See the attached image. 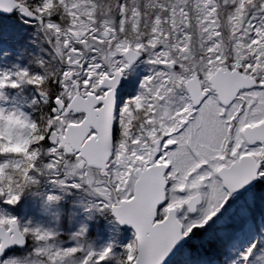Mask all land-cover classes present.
Masks as SVG:
<instances>
[{
	"label": "snow or ice",
	"instance_id": "6c2138e0",
	"mask_svg": "<svg viewBox=\"0 0 264 264\" xmlns=\"http://www.w3.org/2000/svg\"><path fill=\"white\" fill-rule=\"evenodd\" d=\"M8 40L0 264H264V0H0Z\"/></svg>",
	"mask_w": 264,
	"mask_h": 264
},
{
	"label": "rangeland",
	"instance_id": "374dc122",
	"mask_svg": "<svg viewBox=\"0 0 264 264\" xmlns=\"http://www.w3.org/2000/svg\"><path fill=\"white\" fill-rule=\"evenodd\" d=\"M13 50L8 44L4 43L3 45H0V53L2 52H8L10 53ZM15 95V93H14ZM33 94H30L28 97L29 99L31 98ZM20 98V96L18 97ZM17 98V99H18ZM34 213V209H28L27 214L32 215ZM93 235L96 236L99 239H104L107 236V232L105 231L104 227L102 225H96L93 228ZM132 235V230L131 229H120V239L122 241H127L128 239L131 238Z\"/></svg>",
	"mask_w": 264,
	"mask_h": 264
},
{
	"label": "trees",
	"instance_id": "16d2710c",
	"mask_svg": "<svg viewBox=\"0 0 264 264\" xmlns=\"http://www.w3.org/2000/svg\"><path fill=\"white\" fill-rule=\"evenodd\" d=\"M9 19L10 18L5 17V20H9ZM5 43L8 44L11 48H13V50L9 53L10 55L8 56L7 60H3V58L0 57V61L10 63L13 59L16 58L17 52L20 49V44L13 41V40H8ZM27 58H28L27 54H25L24 59L27 60ZM30 94H33L31 88H29L23 92V94L20 96V98H18L19 102L21 104L25 103L27 101V98L30 97L29 96Z\"/></svg>",
	"mask_w": 264,
	"mask_h": 264
},
{
	"label": "water",
	"instance_id": "95a60500",
	"mask_svg": "<svg viewBox=\"0 0 264 264\" xmlns=\"http://www.w3.org/2000/svg\"><path fill=\"white\" fill-rule=\"evenodd\" d=\"M122 228H124V229H131L129 226H127V225H125V226H123Z\"/></svg>",
	"mask_w": 264,
	"mask_h": 264
}]
</instances>
